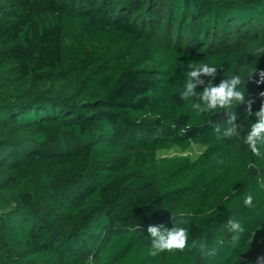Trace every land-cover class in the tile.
Returning a JSON list of instances; mask_svg holds the SVG:
<instances>
[{"label": "trees", "instance_id": "trees-1", "mask_svg": "<svg viewBox=\"0 0 264 264\" xmlns=\"http://www.w3.org/2000/svg\"><path fill=\"white\" fill-rule=\"evenodd\" d=\"M258 49L264 0H0V264H255L264 158L243 139L256 118L237 105L239 136L218 139L212 117L223 128L227 114L197 115L179 93L189 61L216 62L213 83L240 74L257 111ZM192 145L194 159L159 156ZM230 217L245 227L235 248ZM175 223L217 254L150 255L148 227Z\"/></svg>", "mask_w": 264, "mask_h": 264}, {"label": "clouds", "instance_id": "clouds-1", "mask_svg": "<svg viewBox=\"0 0 264 264\" xmlns=\"http://www.w3.org/2000/svg\"><path fill=\"white\" fill-rule=\"evenodd\" d=\"M260 52H264V49H258ZM184 78V86L180 91V99L184 102H190L191 109L197 115H204L208 113L225 112L227 114L225 126L222 128L220 123H216L214 132L217 134V138L231 139L239 136L238 129L243 126L237 124V114L233 110L237 105L247 104L246 113L249 116L256 118L255 122L251 124L250 131L243 139V143L248 146L251 153L258 158H264V101L261 102L257 111H252V104L254 101L245 100V79L240 74H232L226 76L227 78L221 79L218 84H214L218 70L222 67V64L216 62H205L203 60L199 62L189 61ZM257 69H253L248 77L249 80L253 73ZM260 82H264V72L259 73ZM202 77H208L207 81ZM198 86H202L203 90L197 92ZM261 97H264V92L260 93ZM248 168H256L255 163H249ZM264 187V183L261 184ZM254 197L251 193H248L243 198V205L245 207L253 206ZM174 219L176 214L172 213ZM191 213H185L181 211L180 217L190 216ZM181 223L186 221L181 220ZM225 228L230 237L228 243L231 247L235 248L241 240L242 234L245 232L244 225L240 220L230 217L227 219ZM151 237V246L149 254L156 256L162 252H173L185 250L195 251L201 257L208 258L214 257L219 251L218 246H210L206 239H192L189 243V230L186 227L175 226L171 229H163L162 226H149L147 229ZM223 241H218V245H223ZM255 264H264V255L256 258Z\"/></svg>", "mask_w": 264, "mask_h": 264}, {"label": "rangeland", "instance_id": "rangeland-1", "mask_svg": "<svg viewBox=\"0 0 264 264\" xmlns=\"http://www.w3.org/2000/svg\"><path fill=\"white\" fill-rule=\"evenodd\" d=\"M192 146H193L192 148H190L188 151L184 153L178 149H173L168 152H161L159 153V156L170 157V156L186 155L194 159L204 150V147L201 145H192Z\"/></svg>", "mask_w": 264, "mask_h": 264}, {"label": "water", "instance_id": "water-1", "mask_svg": "<svg viewBox=\"0 0 264 264\" xmlns=\"http://www.w3.org/2000/svg\"><path fill=\"white\" fill-rule=\"evenodd\" d=\"M222 119V115L221 114H216L212 117V121L217 123Z\"/></svg>", "mask_w": 264, "mask_h": 264}]
</instances>
